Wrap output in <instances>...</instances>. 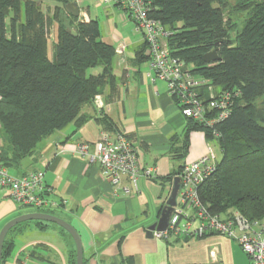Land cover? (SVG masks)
<instances>
[{
    "label": "trees",
    "instance_id": "trees-1",
    "mask_svg": "<svg viewBox=\"0 0 264 264\" xmlns=\"http://www.w3.org/2000/svg\"><path fill=\"white\" fill-rule=\"evenodd\" d=\"M54 1L50 15L32 0H0V164L6 168L33 156L105 87H115L114 47L100 40L98 22L66 13L65 5L75 0ZM151 7L152 17L173 32L167 41L171 55L207 82L200 90L204 99L207 86L216 94L240 92L229 116L211 129L189 121L186 138L192 130L208 141L213 130L220 135L221 159L199 187L201 203L212 214L233 210L250 221L264 219V0H236L235 12H247L240 29L225 17V0H151ZM53 24L56 41L50 51ZM145 48L143 43L136 51L137 63L147 59ZM212 50L221 60L207 65L202 56ZM96 68L99 73H89ZM101 122L107 132L116 131L106 118ZM18 225L5 237L0 264L11 252L7 236Z\"/></svg>",
    "mask_w": 264,
    "mask_h": 264
},
{
    "label": "crops",
    "instance_id": "crops-1",
    "mask_svg": "<svg viewBox=\"0 0 264 264\" xmlns=\"http://www.w3.org/2000/svg\"><path fill=\"white\" fill-rule=\"evenodd\" d=\"M75 1L80 21L96 20L99 24L88 7L81 9ZM104 11L114 19V25L106 19L99 26L100 40L114 48L120 43L126 46L123 55L114 57L115 87H105L83 107L78 118L84 117V122L78 124L77 118L47 138L33 156L7 168L9 174L20 177L44 172V183L52 190L49 199L54 204L45 213L59 217L76 230L83 264H250L239 246L222 236L184 241L146 236V228L158 220L180 168L204 155L209 142L217 151L219 145L197 130L185 137L190 120L181 115L165 85L153 80L147 59L136 61V51L144 43L142 37L134 33L132 22L122 10L107 7ZM103 118L133 143L142 167L155 168L153 179L139 178L137 191L126 177L122 187L128 191L114 190L97 165L73 152L79 143L93 147L100 133L107 131ZM25 213L31 212H21L8 190L0 188V230ZM19 227L7 236L11 252L1 264H73L75 243L65 231L37 224L33 230Z\"/></svg>",
    "mask_w": 264,
    "mask_h": 264
},
{
    "label": "built area",
    "instance_id": "built-area-1",
    "mask_svg": "<svg viewBox=\"0 0 264 264\" xmlns=\"http://www.w3.org/2000/svg\"><path fill=\"white\" fill-rule=\"evenodd\" d=\"M100 3L104 7H116L129 17L134 33L141 36L146 45L144 56L153 80L165 85L184 118L211 129L229 116L240 92L232 90L216 94L213 87L207 86V99L202 97L200 90L207 82L195 78L188 69L183 71L186 67L183 61L171 55L167 41L173 32L152 17L151 0H100ZM125 49L126 46L120 43L115 46L114 54L121 56ZM219 137L217 131L211 132L212 141ZM73 152L97 165L114 190L128 191L122 187L126 177L132 189L137 191L139 178L153 179L155 175V168L140 165L135 146L119 131H103L93 147L83 142L75 145ZM218 152L221 155L220 148ZM219 161L216 149L209 142L204 155L183 166L178 175L176 205L167 227L164 231H153L152 236L166 241H184L218 235L234 241L250 264H264V219L250 221L233 210L223 215L212 214L200 201L199 187L215 172ZM0 188L7 189L9 198L20 208H32L42 213L54 208L49 199L52 190L44 183L43 171L14 177L0 164Z\"/></svg>",
    "mask_w": 264,
    "mask_h": 264
},
{
    "label": "water",
    "instance_id": "water-1",
    "mask_svg": "<svg viewBox=\"0 0 264 264\" xmlns=\"http://www.w3.org/2000/svg\"><path fill=\"white\" fill-rule=\"evenodd\" d=\"M66 13L72 15L74 18H79L80 16V9L77 3L71 2L65 5ZM70 33L75 36L76 32L71 30ZM203 62L207 65L212 63L220 62L221 58L217 55L216 50H212L202 56ZM55 62V58L53 57ZM187 67L183 68L185 71ZM179 189V178L175 177L173 180L172 188L170 190V194L165 202L164 207L161 210L160 216L158 220L151 224L148 228H146L145 234L147 237H152L153 231H164L168 224V219L171 214L172 209L176 205V196ZM29 221H38V222H46L55 224L64 230L74 241L75 243V264H83V256H82V246L81 241L78 233L76 230L71 226V224L67 223L66 221L60 219L57 216L52 214L42 213V212H31L19 215L12 220L8 221L0 230V262L2 259V249L3 243L7 233L10 229L20 223L29 222Z\"/></svg>",
    "mask_w": 264,
    "mask_h": 264
},
{
    "label": "rangeland",
    "instance_id": "rangeland-1",
    "mask_svg": "<svg viewBox=\"0 0 264 264\" xmlns=\"http://www.w3.org/2000/svg\"><path fill=\"white\" fill-rule=\"evenodd\" d=\"M37 3V5L41 8V10L45 13L50 12V15H52L54 7L57 5V3L54 0H32ZM76 2V1H75ZM79 6L81 9H86L88 7L90 15L93 17H98L99 19V26H103V23H105L106 19H109V25L113 24L114 25V19L111 20V17L106 16V12L104 9H106L99 0H78ZM226 3V11H225V17L231 19L232 23L236 26L235 29H240L241 26L243 25L244 20L247 18V12L245 11H237L235 12V5H236V0H225ZM214 7H218L217 4H213ZM80 18V17H79ZM117 26H120L118 21H115ZM7 28H9V22H7ZM104 26H107L104 24ZM56 24H53V26L49 29V34H48V42L50 45V51L52 49L53 43L56 40ZM234 32L231 34V36H234ZM138 35V34H137ZM99 69H91L89 71L90 74H95L98 72ZM0 138L2 139V131L0 129ZM216 154L218 158H220V154L216 150ZM183 168V167H182ZM35 210L32 208H21V212H34ZM38 221H29V222H23L20 223V227H25L26 229H35L36 224ZM46 223V222H45ZM47 226L51 228H56L62 230L60 227H58L55 224L47 223ZM19 227V228H20ZM66 234V233H65Z\"/></svg>",
    "mask_w": 264,
    "mask_h": 264
}]
</instances>
